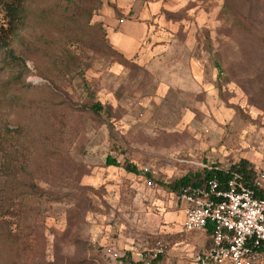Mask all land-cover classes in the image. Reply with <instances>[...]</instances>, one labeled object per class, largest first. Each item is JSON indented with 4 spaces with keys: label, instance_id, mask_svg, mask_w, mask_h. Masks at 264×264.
Here are the masks:
<instances>
[{
    "label": "rangeland",
    "instance_id": "1",
    "mask_svg": "<svg viewBox=\"0 0 264 264\" xmlns=\"http://www.w3.org/2000/svg\"><path fill=\"white\" fill-rule=\"evenodd\" d=\"M223 2L26 1L19 60L0 51V264H156L158 242V262L194 264L210 246L163 228L168 185L264 170V0ZM122 23L141 37L127 62Z\"/></svg>",
    "mask_w": 264,
    "mask_h": 264
},
{
    "label": "built area",
    "instance_id": "2",
    "mask_svg": "<svg viewBox=\"0 0 264 264\" xmlns=\"http://www.w3.org/2000/svg\"><path fill=\"white\" fill-rule=\"evenodd\" d=\"M218 170L216 167H213ZM212 169V168H210ZM229 178L220 188L216 177L203 186L183 187L177 199L183 206L185 232L210 231V246L194 258V264H261L264 252V170H254L251 184L236 171L223 169ZM161 242L149 250V259L163 255ZM112 260L120 257L105 248ZM137 262L144 258L137 255Z\"/></svg>",
    "mask_w": 264,
    "mask_h": 264
},
{
    "label": "trees",
    "instance_id": "3",
    "mask_svg": "<svg viewBox=\"0 0 264 264\" xmlns=\"http://www.w3.org/2000/svg\"><path fill=\"white\" fill-rule=\"evenodd\" d=\"M26 1L27 0H0V10L4 14V20H5V23L3 25H0V51L2 50L5 51L6 58L12 62L18 61L19 59L13 55V52L9 49V46L11 44V38L17 35V32L19 31L20 27L24 22V18L26 16ZM227 1L228 0H224L221 6V9L223 8L221 10L223 15H224V8L228 7ZM225 14H226V10H225ZM235 24L238 27L242 28L244 31L248 30L242 23H235ZM109 45L111 46L110 43ZM110 48L117 56H119V58L122 61L124 62L129 61V59H127L123 54L118 52L112 46ZM101 108L102 107L98 104H93L91 105V107H89V109L96 115L101 111ZM109 164H113V162ZM227 169L229 171L239 172L242 175L245 183L251 184L252 178L254 176L255 168L252 165V163H250L249 161L245 159H239L236 163H234ZM128 170L135 171V169L133 168ZM222 171L223 169L215 170L214 168H212V169H208V171H206L203 176L201 175L185 176L177 180L176 182L168 185V188L170 189L171 193L177 196L183 187L189 185L203 186L206 184V182L209 179L213 177H216L218 179L220 188H224L225 181L229 178V174H225ZM2 237L3 235H0V240H3ZM160 257L161 256H159L157 259H160Z\"/></svg>",
    "mask_w": 264,
    "mask_h": 264
},
{
    "label": "crops",
    "instance_id": "4",
    "mask_svg": "<svg viewBox=\"0 0 264 264\" xmlns=\"http://www.w3.org/2000/svg\"><path fill=\"white\" fill-rule=\"evenodd\" d=\"M121 25H124V28H125L124 31H123V33H121L120 36H114L113 38L111 37L112 40H119L120 41V44H116L114 41H112L113 43L111 44V46L114 49H116L118 52H120L121 54H123L127 59H129L130 56H131V54H132L131 53V48L135 44H137V42L139 41V39L141 37H139L137 35H134L130 31L132 29V28H130V26L125 25L123 23ZM124 39L128 42V45L127 46H123V42L125 41ZM113 45H115V46H113ZM125 50H128V52H126ZM242 159H245V160L249 161L250 163L255 164L254 161H251V160H249L247 158H242ZM257 167L258 166H256L255 168H257ZM183 217H184V215H183V206L180 203L177 212L174 211L172 213H168L164 217L166 221H171V222L174 223V228H170L169 225H166L163 228L166 229L167 231H175V230H178L179 228H181V223H182ZM127 248L129 250H132L133 249L131 247H127ZM132 260L134 262H137V259H135L134 257H132ZM170 261L171 260L167 258V259H162L161 261L158 262V259H157V263L156 264H168ZM262 262H263V260H262ZM261 264H263V263H261Z\"/></svg>",
    "mask_w": 264,
    "mask_h": 264
}]
</instances>
